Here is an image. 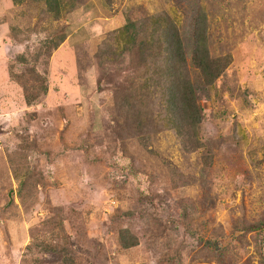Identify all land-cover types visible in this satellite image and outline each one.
<instances>
[{
	"label": "rangeland",
	"instance_id": "obj_1",
	"mask_svg": "<svg viewBox=\"0 0 264 264\" xmlns=\"http://www.w3.org/2000/svg\"><path fill=\"white\" fill-rule=\"evenodd\" d=\"M62 1L0 0V264H264V0ZM199 7L230 64L173 126L112 33L138 22L163 67L153 21Z\"/></svg>",
	"mask_w": 264,
	"mask_h": 264
},
{
	"label": "trees",
	"instance_id": "obj_2",
	"mask_svg": "<svg viewBox=\"0 0 264 264\" xmlns=\"http://www.w3.org/2000/svg\"><path fill=\"white\" fill-rule=\"evenodd\" d=\"M49 13L59 18L66 7L62 0H43ZM186 27L181 26L180 20L168 15H159L153 21V32L159 30L167 35V47L164 50L165 64L160 67L155 58L148 59L145 55L149 48L145 37L135 21L127 19L125 25L112 33L115 50L119 48V56L125 58L132 52H138L143 65L151 67V76L141 81L140 89L150 90L160 87L167 95L165 103L168 105V124L179 127H191L200 122L202 118L201 108L198 105L199 95H207L214 81H216L230 64V57L211 58L208 51V35L206 13L203 7H199ZM152 18V17H151ZM148 20L152 22V19ZM189 42V44H186ZM115 50L109 54H117ZM108 52H103V55ZM189 54V59L186 54ZM153 57V56H152ZM188 60L193 69L190 76L186 67ZM149 72V70H146ZM143 94V92L141 93ZM122 246L136 245L134 237H127L123 232L120 236Z\"/></svg>",
	"mask_w": 264,
	"mask_h": 264
}]
</instances>
